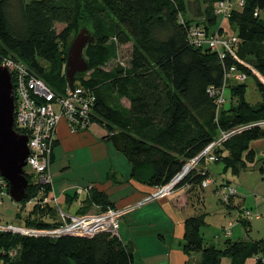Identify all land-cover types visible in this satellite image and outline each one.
<instances>
[{"label":"trees","instance_id":"obj_1","mask_svg":"<svg viewBox=\"0 0 264 264\" xmlns=\"http://www.w3.org/2000/svg\"><path fill=\"white\" fill-rule=\"evenodd\" d=\"M197 1L194 19L187 16V0H0V66L5 58L20 61L55 92L65 93L69 46L89 20L94 42L84 50L88 69L75 76L74 86L94 92V122L105 125L107 140L131 164V177L149 187L163 186L186 161L212 144L220 131L252 125L216 150L218 161L214 163L223 164V174L238 177L246 171L247 161L257 159L251 143L264 138V129L254 126L264 121V0H244L243 6L231 11L228 22L237 38L232 45L235 57L227 54L224 60L210 48L189 42L191 26H203L208 34L225 33L219 27L221 17L214 12L222 0ZM128 45L131 51L125 65L119 54ZM231 68L254 79L261 102L252 105L246 100V81L235 82V75L228 78ZM224 85L230 91L231 104L218 111L208 89ZM56 147L57 143L52 164ZM206 169L204 175L193 172L180 188L188 182L190 191L204 189L201 184L206 178L211 185V172L208 166ZM25 171L29 185L23 203L31 202L39 192L33 176ZM228 186L230 182L217 186V193ZM66 202H72L70 195ZM33 205L26 219L18 216L25 226L48 229L59 224L58 211L51 203L44 209ZM94 205L101 212L115 208L106 193L91 189L77 215L89 213ZM237 209L238 221L249 227L250 220L242 218L243 210ZM205 225V214L185 221L184 252L200 253L198 264H222L223 258H231V264H245L264 253L263 239H228L224 249L208 245L201 234ZM15 249L18 254L12 258L9 252ZM0 264L135 262L132 249L105 232L91 237L5 233L0 234ZM257 264H264L263 258Z\"/></svg>","mask_w":264,"mask_h":264},{"label":"built area","instance_id":"obj_2","mask_svg":"<svg viewBox=\"0 0 264 264\" xmlns=\"http://www.w3.org/2000/svg\"><path fill=\"white\" fill-rule=\"evenodd\" d=\"M244 0H222L215 5L217 16H230L234 6H243ZM235 7V8H236ZM256 16L258 13L255 14ZM227 17V18H228ZM189 42L199 48L207 47L216 52L220 59L224 60L227 54L235 57L233 44L237 42L236 36L229 37L220 35L217 32L208 34L203 26H191L189 29ZM2 66L6 67L14 78L15 96V129L18 133L28 136L29 157L27 158V170L35 179V185L40 186L38 195L32 200L33 204L46 205L53 203L58 211L59 224L48 229L27 227L21 222L20 225L13 223H1L0 234H12L26 237L50 236L59 237L62 235H74L80 237H91L97 233L105 232L114 237L120 238V221L129 211L128 208H108L100 213H87L85 215H71L59 207V201L54 194L51 166L52 155L55 144L58 142V128L61 122H65L68 131L72 135L88 131L95 124L93 110L97 101L91 89L77 85L68 87L65 93L59 94L48 86L42 79L32 74L28 67L10 58L3 60ZM232 75L239 81H245L246 76L231 68L227 74ZM226 86L222 88L210 87L209 95L215 99L219 111L225 104ZM236 128L232 131H220L217 139L213 141L198 157L186 161L181 171L176 174L167 184L157 187L151 194L146 196L138 206L147 205L160 201L172 195L193 172L206 174L207 166L217 162L216 150L222 143L236 133L251 127ZM264 129V121L254 124ZM211 179H204L201 187L207 188ZM188 190L192 185L188 182L183 185ZM81 192V190H80ZM221 200L229 203L230 199L237 193L228 186L226 189L218 190ZM9 195V183L0 176V204L4 197ZM242 218L251 220L252 213L243 210ZM259 215H257V218ZM233 223L225 229L226 236H231ZM15 254V250L10 254ZM264 260V258H263Z\"/></svg>","mask_w":264,"mask_h":264},{"label":"rangeland","instance_id":"obj_3","mask_svg":"<svg viewBox=\"0 0 264 264\" xmlns=\"http://www.w3.org/2000/svg\"><path fill=\"white\" fill-rule=\"evenodd\" d=\"M191 1L192 2H189V0H187V16L195 19L197 18L199 1ZM233 1L236 2L237 0ZM235 7L236 6H234V8ZM219 17H221V20L227 21L229 18L228 16L223 15ZM83 28L88 29L89 32H93V26L89 20L82 25L80 31ZM227 35L229 37H232L234 34ZM71 44L72 43H70V46ZM130 51L131 47L129 45L121 48L119 60L125 65L128 62ZM112 65L113 63L110 64V67ZM245 81L247 86L246 100L250 104L256 105L257 103L262 101V98L260 93L256 89L254 79H247L246 77ZM235 82H239V80ZM240 82L242 83V81ZM224 95L226 98V104L224 106L225 108H229L231 104L230 91L225 90ZM98 125L99 128L105 132L102 139L106 142H104L102 145L97 144L96 147L92 148L79 144L73 146L70 150H65L64 148L60 147L55 151L56 161L54 162L51 168L53 189L55 191V196L57 199L61 194L75 195L72 198V202L68 203L67 205H63L59 202V207L71 215H76L80 209L79 205L81 204V202L87 199V187L89 186V182L93 180V177H102V172L105 171V168L104 170L100 171V165L101 167H110L112 164L117 168H121L123 172L125 171L126 164L127 166H129L126 157L122 153L118 152L114 148L112 143L107 140L108 132L106 131L105 125ZM253 146L256 150L259 149V151H261L260 149H264V138L255 141L253 143ZM106 151L108 152V155ZM104 152L105 157H103ZM98 155H100L101 159L95 158ZM258 158L260 161H247L246 171H244L238 177L233 176L231 172L223 174L222 163H212L208 165V168L211 172L212 184L205 190V204L201 207V210L197 209V213H208L206 225L201 230V234L204 236L208 245H214L218 249H223L224 243L227 239H231V241H237V239L239 238H242V240L252 239L258 241L264 239V153L262 154V152H258ZM96 160L108 161H106L105 163H103L104 161H100V164H98ZM26 169L28 170V168ZM107 178H111V175L109 174ZM35 182L36 180L34 179L33 183L35 184ZM228 182H230V186L233 187L237 193L233 197V201L236 205V207L233 209L228 207L227 203L221 201V195L216 192L217 186L225 185ZM69 188L70 192H63L64 190ZM91 189L93 188H89V190ZM152 203H154L153 205H151L153 207L158 205L157 201ZM51 204V207H55L53 203ZM38 206L41 207L40 209H44L47 205L39 204ZM33 207L34 205L32 201L26 203L21 202L17 204L11 199L9 195H7L6 197H4L3 203L0 204L1 223L8 222L13 223L15 225H20L22 220H20L18 216H20L22 219H26L32 211ZM238 207H240L241 210H249L252 213V225L250 228V233L248 234H245L243 226L239 222L237 223L235 221L236 215H239V212H237L238 209H236ZM155 209L157 208L155 207L154 209H149L150 212L146 213L145 215H158L159 213ZM228 212H231V216L232 218H234V220H232V223L234 225L238 224V226L236 227H234L233 225V236L231 235V237H227L223 229H216L212 223L208 224L209 220H215L219 217L220 214H227ZM257 215H259L258 218ZM164 219L165 221L167 220L166 218ZM229 224L227 220L225 228H229ZM15 252L16 253H13V255H11L9 252V255L12 258H15L18 254L17 249H15ZM196 256L201 257V254L196 253Z\"/></svg>","mask_w":264,"mask_h":264},{"label":"crops","instance_id":"obj_4","mask_svg":"<svg viewBox=\"0 0 264 264\" xmlns=\"http://www.w3.org/2000/svg\"><path fill=\"white\" fill-rule=\"evenodd\" d=\"M219 27L224 30V35L235 34L233 31H231L232 28L230 27V24L227 20H221ZM123 102L125 105L129 106L128 103L125 101ZM95 124L92 125L88 131L72 135L69 133L66 123L61 122L58 128V142L55 151L60 147L64 148L65 150H70L73 146L79 144L92 148L96 147L97 144L102 145L104 142H106L102 139L105 132L99 128L97 123ZM254 142L251 143V149L257 155L256 160H259L258 152H262L263 154L264 149H260L261 151H259V149L256 150L253 146ZM106 153L108 155L107 151ZM54 155L55 162L56 154ZM103 157H105V152ZM95 158L101 159L100 155L96 156ZM100 161H104L103 163H105L108 160H96L98 164H100ZM104 168L105 171L102 172V177L94 176L93 180L89 182V186L87 187V197L90 195L89 188H93L100 192L106 193L109 197V201L114 204L116 208L129 209L127 214L120 221V239L125 245H128L132 249L134 253L135 264H198L201 257H197L196 253L186 254L184 252L185 221L200 214H205L207 220L208 213H197V209L201 210V207L205 204V190L209 186L204 189L197 188L192 191L185 187L178 188L168 198L157 201L158 205L155 206L157 208L155 210L159 214L150 216L145 214L150 212L149 209L155 208L151 206L154 203L142 206H138V204L142 202L143 199L151 194L156 188L149 187L134 180L131 177L132 166L130 163L129 166L126 164L124 172L121 170V168H117L112 164L110 167H101V165L99 166L100 171L104 170ZM109 174L111 175V178H107ZM69 190L70 188L64 190L63 192L68 193ZM67 195L70 194H61L58 197V201L63 205H67ZM70 196L73 198L75 195L71 194ZM233 200V205L230 206L231 209L236 207ZM79 206L82 208L83 201ZM97 212H101V207L94 205L89 213ZM237 212H239V209ZM231 214V212H228L227 214H220L215 220H209L210 222L208 221V224L212 223L216 229H223L225 232V229H227L225 228L227 220L228 224L232 223V220H234ZM163 217L167 220L165 221ZM235 218V221L238 223L239 215H236ZM240 224L243 226L245 234L250 233L252 224L249 227H246L242 223ZM236 226H238V224L234 225V227ZM234 227H232V229ZM237 241H242V238L237 239ZM245 241L258 240L247 239ZM258 258H264V253L256 257L249 258L245 264H257ZM222 264H231V258H223Z\"/></svg>","mask_w":264,"mask_h":264},{"label":"water","instance_id":"obj_5","mask_svg":"<svg viewBox=\"0 0 264 264\" xmlns=\"http://www.w3.org/2000/svg\"><path fill=\"white\" fill-rule=\"evenodd\" d=\"M94 42V37L83 28L72 42L66 63L69 87L75 84V76L84 73L88 65L84 50ZM30 151L28 136L15 129V96L12 76L8 69L0 66V176L9 183V196L19 204L27 198L29 185L25 168Z\"/></svg>","mask_w":264,"mask_h":264}]
</instances>
